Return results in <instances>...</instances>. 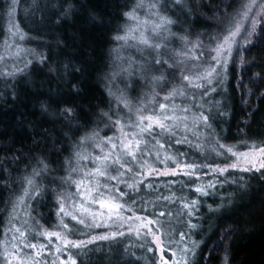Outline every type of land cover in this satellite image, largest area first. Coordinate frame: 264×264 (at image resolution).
<instances>
[{
    "label": "trees",
    "instance_id": "trees-1",
    "mask_svg": "<svg viewBox=\"0 0 264 264\" xmlns=\"http://www.w3.org/2000/svg\"><path fill=\"white\" fill-rule=\"evenodd\" d=\"M142 1L0 0V46L6 15L13 8L24 45L33 52L23 72L0 75V247L14 202L29 188L25 181L28 177L34 179L40 192L37 196L31 189L33 237L51 231L73 242H84L80 248H65L77 264H160L157 250L146 238L125 233L115 239L88 243L93 237L107 235L108 229L85 227L78 220L65 218L60 205L70 202L75 181L94 178L92 171L97 166L91 165V158L83 161L89 171L78 165L77 152L83 145L92 157L100 152L93 140L97 143L112 137L119 144L123 135L119 126H113L114 121L121 120L124 132L138 133V128L128 127L136 120L137 109H146L144 115L153 114L174 88L183 90L186 86L194 92L200 89L202 103L191 107L183 104V109L189 110L182 112L187 120L176 122L175 136L171 140L156 137L164 148L145 134L140 137L145 155L137 153L138 162L120 151L133 171L113 165L109 177L116 179L105 177L108 189L123 205L124 214L154 221L151 227L164 238V256L168 260L173 252L182 255L195 242L199 245L196 264H224L226 253L232 264H264V169L231 167L240 162L243 154L264 147V98H260L264 80L254 88L249 106L244 104L247 87H239L241 80L248 85L255 73L264 74V22L258 25L251 45H234L226 77L208 85L201 83L199 88L185 80L182 85L170 74L171 84L167 87L136 79L134 87L126 89L129 104L125 106L117 86L118 77L126 71L117 54L124 50L119 48L116 37L125 26L124 13ZM241 2L181 0L180 7L189 12L183 18L189 30L207 37L237 13ZM156 75L160 77L161 73ZM192 82L200 84L194 79ZM176 95L169 97L175 107ZM65 108L73 109L71 118L62 115ZM254 108L259 110L251 116ZM221 112L223 115H219ZM104 113H109L111 120ZM200 113L210 116V127L202 121L193 124V117ZM96 132L99 137L81 144L82 138ZM177 139L184 142L177 144ZM219 144L231 148L236 155L221 149ZM105 146L110 145L103 149ZM178 164L183 169L185 164L197 167L186 169L190 174L144 176L152 168L164 171L177 168ZM214 168L228 170L221 175ZM34 170L40 175L33 177ZM123 177L127 183L121 184ZM209 184L213 186L208 187ZM197 187L207 195L197 193ZM193 200L197 201L195 208L185 207ZM161 212L165 215L161 216ZM189 224L197 227L192 229ZM186 255L191 259V252Z\"/></svg>",
    "mask_w": 264,
    "mask_h": 264
},
{
    "label": "rangeland",
    "instance_id": "rangeland-1",
    "mask_svg": "<svg viewBox=\"0 0 264 264\" xmlns=\"http://www.w3.org/2000/svg\"><path fill=\"white\" fill-rule=\"evenodd\" d=\"M180 2L176 3V0H144L139 2L133 8L135 10L136 16L139 18V30L131 33L130 35L136 38L128 39L127 42L117 39L119 48L124 50L120 53L118 52L119 54H117V59L119 61L121 60V62H123L126 67L125 75L118 77L119 84L117 85L121 92L120 96H124L120 99L123 104H129V97L126 94V89L131 86L134 87V81L136 79H142L146 83H150L152 86L167 87L171 84L169 81V74L178 80V82L182 85H184V72L186 74L192 75V79L199 82L200 84L203 83L204 85H208L217 81L218 78L224 77V68L222 64L217 66L213 60V56L216 55V52L213 51V49H215L217 44L223 40V36L227 34V22L226 24H223V26H221L218 31H215L207 35V37H204L200 31L189 30L188 26L185 24V20L183 19L184 17H187L189 12H187V9L184 7H180ZM153 3L157 5L156 8L150 7V5ZM246 5H252L253 7V12L250 15L260 13L261 16H264V7H262L264 6V0H247V2L242 0L240 6L238 7L237 13L242 12ZM160 6H162L160 15L166 14V16L175 21V23L168 25L167 30L161 31L160 35L156 36L153 34V27L155 24L159 23V18L154 13L159 10ZM165 10L168 11L169 15ZM233 13L234 12H231V14ZM137 23V21L126 20L125 26L123 27L120 35H124L125 30L129 27L136 28ZM5 30V36L0 46V75L8 77L12 74L23 72L25 67L30 63L31 59L29 60V58L33 52L27 49L24 45V35L19 29L13 8H10L9 13L6 15ZM141 34L150 37L151 43L161 44L162 48L157 51L153 48H146L145 46L139 44L138 39ZM216 37L219 39H215ZM240 41H243V39H240ZM127 49L132 50V53L125 51ZM226 58V55L220 56L221 61ZM156 59L167 60L169 63L163 64V66L157 65L155 64ZM173 63L175 64V68H170L169 64ZM141 67L150 68L151 71L142 74ZM213 67H217L220 74H213L209 78L207 77V73ZM173 71H175L174 75L171 74ZM158 72L163 73L164 78L157 83L153 81V77H157L156 74ZM198 77H200V79H198ZM131 78L135 79L131 81ZM182 91L184 92V95H180L179 93L176 95V107L170 99L165 101L166 105L168 106L165 114H173L174 109L177 116L183 117V104L189 105V107H191L194 104L202 103L203 97H201L202 94L200 89L195 90L199 92H194L191 88L185 86L183 87ZM159 111V108L155 109V112L158 113ZM116 128L118 129V127ZM93 141L96 144V141ZM93 146L94 143H92L91 147ZM84 147L85 145L81 147V150H78L76 159L80 160V164L78 165H82L83 170L86 171H89V168L85 166L87 162L84 163L83 161H88L91 158V165L93 167H98L100 165L95 161V157L103 156L110 150V146H105L103 151L99 149L100 152L96 156L91 157L90 154V156L87 155L88 150H84ZM89 153L91 152L89 151ZM117 155H120L119 150L117 152H113L111 158L115 159ZM84 157H86V159ZM83 158L85 160H83ZM263 162L264 156L260 155L259 151L250 152L243 154L242 159L240 162H238V164L235 165V167H258ZM113 165L115 164L109 163L107 165V176L97 177L93 175L94 178H88L85 180L80 179L75 181L74 184L76 185L77 182L83 181L81 185L82 192L90 185L93 189L92 195L96 199H106L119 203L117 198L108 189L109 185L105 181V177H109L111 175V171L114 168ZM173 170H175L177 174H185V172L188 171L181 167L164 171L171 172ZM164 171H158L157 173L152 174L164 176L158 174ZM121 179V184L127 183V181H125L127 179H124V177ZM32 197L33 193L29 187L24 191L22 196H20L14 202L0 247V264H21L22 260L28 261V264H61V261H64V264H69L68 251L65 250L62 240H57L56 236H51L50 239L48 238L50 233L55 232L47 231L44 234H39L40 237H33L31 235L33 233V228L29 215V204ZM64 206L67 212L80 217V219L82 218L86 220L91 227L93 226V228H98L95 226L98 223L100 225L99 227L108 229L107 236H112L113 233L123 232L124 234L128 233L137 237L146 238L152 243V247H155L157 250L156 253L159 256V259L162 255L164 256L166 248L165 240L164 238H160L162 245L159 247L157 246V243L154 242V237L160 236L155 234V231H153L151 227L152 225L142 227V225L147 224V220L141 217V219H136L137 216L135 215L128 216L124 214L122 208L118 212L113 211L111 214H109L108 209H101L98 203H89L88 199L82 200V197L80 193H77L76 188L70 202H66ZM82 206L83 208H87L88 212L82 211ZM90 213H98L95 218V222H93V217L90 215ZM109 215H111V219H109ZM64 216L65 218L71 217V215ZM149 227L152 229L151 233L148 231ZM21 232L24 233L23 236H21ZM137 232H139V235H137ZM32 244H35L36 248H31L30 245ZM26 245H28V247H26ZM161 247L163 248V252L161 251ZM57 248L61 249V251L57 252ZM182 255H185L184 251ZM182 255H179L176 252L175 257H172L171 255V260H181L183 257ZM164 259L169 261V264H171V260L166 259L165 256Z\"/></svg>",
    "mask_w": 264,
    "mask_h": 264
},
{
    "label": "snow or ice",
    "instance_id": "snow-or-ice-1",
    "mask_svg": "<svg viewBox=\"0 0 264 264\" xmlns=\"http://www.w3.org/2000/svg\"><path fill=\"white\" fill-rule=\"evenodd\" d=\"M179 2H180V0H176V3H179ZM139 6H142V5H139ZM150 7L156 8L157 5L155 3H153L150 5ZM262 7H264V6H262ZM160 10H162V6H160L159 10L156 13H154L159 18V23L155 24L153 27V34L156 36H159L161 31L167 30L168 25L175 23V21L171 20L168 16L160 15ZM252 12H253L252 5H246L242 12L235 13L231 17H229L227 20V24H226L227 34L223 36V40L217 44L215 49H213V51L216 52V55L213 56V60L215 61L217 66H220L222 64V66L224 68V76L225 77L227 76V66H228L229 60L232 58L233 46L236 45L239 48H247L249 45H251L253 43V38L257 34L258 25L261 24L262 22H264V16H261L260 13L250 15ZM124 16H125L126 20H133V21L138 22L136 28L129 27L125 30L124 35H118L116 37V39H118V40H122V41L127 42L128 39H135L136 38L134 36H131L130 34L139 30V18L136 16L134 9L132 11L125 12ZM215 39H219V38L216 37ZM240 39L244 40V43L242 45L240 44ZM150 40H151L150 37L141 34L139 39H138V43L145 46L146 48H153L157 51H159L162 48L161 44L151 43ZM221 55H226L227 58L224 59L223 61H221V59H220ZM41 59L43 61L44 58L42 57ZM241 60H242L241 66H243V57L241 58ZM168 63L169 62L167 60H162V59H156L155 60V64L161 65V66H163V64H168ZM169 67L175 68V64L174 63L169 64ZM148 71H151V69L141 67L142 74L146 73ZM213 74H216V75L220 74L217 67H213L207 73V77L210 78ZM163 78H164V74L161 73L160 77H153V81L158 83ZM198 79H200V77H198ZM183 80L188 81L189 85L192 87H196V88L202 87L201 84H193L192 78L187 76V75L183 76ZM261 80H264V74H262L260 72L255 73L250 78L248 85H244L243 80H241L239 87H241L242 89L247 87L248 98L244 99V104L246 106L250 105V97H251V95H254V88L258 86V82ZM209 82H211V81H209ZM212 90L215 91L214 88ZM178 92L180 95H184V92L182 90H178V89L174 88L167 96H165V100L169 99L170 96H175ZM204 94L205 95L207 94V90H205ZM243 95H244V93L242 92V96ZM260 98H264V92L261 93ZM125 106H127V104ZM167 108H168V106L166 104L161 103L159 105L160 111L158 113L153 111V114H148V115L143 114V112L146 109H137L138 115L136 117V120L134 122L128 124V127L129 128H132V127L138 128L139 129L138 133H136V132H134V133L124 132L121 120L118 118L116 121H114L113 126H119L120 127V130H121L122 135H123V139L120 140L119 144L113 142L112 137H107L105 140L98 141L96 143V147L100 148L101 151H103L104 145H110V150L107 154H105L103 156H96L95 157V161L98 162V164L100 166L96 167L93 170L92 174L97 175V176H107V165L109 163L119 165V167L121 169H124L126 172H132L133 169L131 167L127 166L129 162L126 159H122L121 155H117L116 158L114 160H112L111 159L112 153L117 152L119 150L124 155L131 157L133 162H138L139 157H138L137 153H140V155H145V153H143L141 151V147H140L141 144L143 143V141H142V139H140V137L144 136L145 134L152 136L153 140H155V144L158 145L159 148H164V146H165L164 143H161V139H156V137L157 136H161V138L167 137L168 140H171L175 136L176 122L187 120V116H183V117L177 116L175 114L174 109H173V114H171V115L165 114ZM42 110L47 111V108L42 106ZM258 110H259L258 108L252 109L250 115L254 116L255 112ZM183 111L186 113L189 110L187 108H184ZM73 114L74 113H73L72 108H65L63 113H62V115H64V117L66 119L71 118L73 116ZM103 115L108 117L109 120H111V115L109 113H104ZM219 115H223V113L221 112V113H219ZM209 120H210V116L204 115L203 113H200L199 116L193 117V124H198L200 121H202L205 126L210 127ZM169 121H172L173 123L169 124L168 123ZM145 122H147V123H145ZM157 128L160 130L159 133L156 132ZM185 128H187V125H185ZM93 137H99V133L96 132V133H93L91 137L82 138L81 144H83L86 139H92ZM186 139L187 138L185 137L184 140H186ZM184 140L177 139L176 143L177 144L183 143ZM219 147L221 149H225L227 152H231L232 155H236V153L233 152L231 148H226L225 145H223V144H219ZM258 151H259L260 155L264 156V147L260 148ZM84 158L86 159V157H84ZM166 159H172V157H166ZM178 167H179V164H178ZM183 167H184V169L194 170L197 166L194 164H185V165H183ZM209 167H211V166H209ZM231 167L234 168L235 165H232ZM261 169H264V163H261L260 168H258L256 170L260 171ZM42 170L43 169H41V171ZM227 170H228L227 168H214L213 169L214 172H219L221 175H223V173ZM244 170L247 171L248 169H244ZM157 172H158L157 169L152 168L147 173H145V175H151L152 173H157ZM137 174H139V173H137ZM158 174L159 175L175 176V175H177V172L175 170H173L171 172L164 171V172H160ZM185 174H190V173L185 172ZM39 175H40V173L36 172L34 170L33 177H37ZM109 178L110 179H116L115 176H112ZM25 181L28 184V186L35 192V194L37 196H39L40 192H39L38 186L34 182V179L25 177ZM82 183H83V181L76 183L77 193H80L82 200L88 199L89 203H98L101 209L107 208L109 214H111L113 211L118 212L121 208H123L122 204L116 203L115 201H109L106 199H99V200L96 199L92 195L93 189L91 188L90 185L87 189H85L82 192L81 191ZM140 183H143V181H140ZM212 186L213 185H211V184L208 185V187H212ZM129 187H134V185H129ZM195 191L201 195H207V192L204 191V189L201 187H197L195 189ZM121 195H124V193H121ZM89 198H91V199H89ZM196 203H197V201L193 200L190 205H185V207L195 208ZM82 211L88 212V209L83 208V206H82ZM60 213H63L64 215H71V218L73 220H78V223L85 225V227L90 226L86 220H84L82 218L78 219L76 215L67 212L65 210V206L63 203H61V205H60ZM188 214L191 215L192 214L191 211ZM90 215L93 217V222H95V218L98 215V213H90ZM160 215L163 216V215H165V213L161 212ZM109 219H111V215H109ZM136 219H141V218L136 217ZM153 223H154V221L147 220V224L142 225V227L152 225ZM95 226L99 227L100 225L97 223ZM63 227L65 229H67L68 225L64 224ZM189 227L192 229H195L197 227V225L189 224ZM148 231H149V233H151L152 229L149 227ZM20 234H21V236L24 235L23 232H21ZM117 235L122 236V235H124V233L123 232L113 233L111 237H109L107 235H102L99 237H93L92 240L88 241V243H92L96 239H99V240L115 239ZM137 235H139V232H137ZM228 235L230 236L231 233L229 232ZM51 236H56L57 240H62L65 248H67V247L80 248V247H82V245L84 243L82 241L81 242H73V241L67 239L65 236H62L60 233H50L48 238L50 239ZM181 238L182 239L184 238L183 233H181ZM154 242L157 243L158 247L162 245V241H161L160 237H154ZM26 247H28V245H26ZM30 247L34 249V248H36V245L32 244V245H30ZM198 247H199V245L194 242L191 249L185 248L183 250L185 255L181 258V260L172 259L171 264H196L195 257L197 254L196 250ZM149 250L151 251V249H149ZM59 251H61V249L57 248V252H59ZM161 251L163 252L162 247H161ZM188 252H191V254H192L191 259H189V257L186 255ZM171 255H172V257H175L176 253L173 252ZM68 260H69V264H77V261L72 259L71 256L68 257ZM160 261H161V264H169V261L165 260L163 255L160 257ZM21 264H28V261L22 260ZM61 264H64V261H61ZM224 264H232V261L229 258L227 253H226L225 258H224Z\"/></svg>",
    "mask_w": 264,
    "mask_h": 264
}]
</instances>
